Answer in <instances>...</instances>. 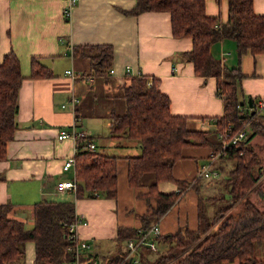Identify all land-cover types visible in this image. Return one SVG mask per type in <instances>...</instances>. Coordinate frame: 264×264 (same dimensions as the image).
<instances>
[{
    "label": "crops",
    "instance_id": "0c3cea01",
    "mask_svg": "<svg viewBox=\"0 0 264 264\" xmlns=\"http://www.w3.org/2000/svg\"><path fill=\"white\" fill-rule=\"evenodd\" d=\"M135 3L136 0H75L70 16L65 17L67 0H0V62L5 53L13 51L22 75L16 126L6 143L5 156L0 159V204L10 202L8 216L22 220L24 227L30 228L33 203L72 202L74 213L87 221L78 227V234L89 241L91 253L106 259L124 249V243L116 237L118 227L138 228L139 214L150 211L141 195L147 187L130 186L125 176V156L139 154L140 144L135 138L109 129L108 111L122 109V99L117 94L126 78L139 74L155 77L157 88L169 97L171 113L185 115L187 127L207 131L210 140L217 139L214 118L223 112L215 77L197 75L192 62L183 57V52L191 48V38L172 35L166 10L129 12ZM252 9L264 15V0H252ZM204 11L225 23L228 2L204 0ZM85 44L111 45L109 79L93 73L89 56L74 55L73 48ZM210 51L225 65L239 67L243 73L239 81L242 98H250L254 104L264 102V51L245 50L239 54L230 37L212 43ZM32 59H37L50 75L31 76ZM67 69L74 77L66 73ZM72 97L77 99L73 106ZM259 113L264 114V105ZM73 124L84 132L81 138L87 144L92 142L94 149L118 158L114 197H76L75 188H55L57 181L75 180V164L63 169L62 163L76 153L77 143L71 137L57 138L59 129L69 130ZM248 144L260 157L263 173L258 181L264 187V136L256 133ZM212 146L192 144L182 148L181 156L172 165L174 179L187 182L182 189L172 180L157 183L161 192L181 191L158 219L161 234L181 226L195 229L201 199L220 191L223 179L228 177L226 167L230 161L216 160L213 165L222 168L211 179L198 176V167L206 161ZM223 196L230 199L227 192ZM250 196L258 200L253 192ZM23 248L24 256L16 264H35L34 242L25 241ZM157 250L146 252V260L157 256Z\"/></svg>",
    "mask_w": 264,
    "mask_h": 264
},
{
    "label": "trees",
    "instance_id": "16d2710c",
    "mask_svg": "<svg viewBox=\"0 0 264 264\" xmlns=\"http://www.w3.org/2000/svg\"><path fill=\"white\" fill-rule=\"evenodd\" d=\"M227 2L225 23L205 13L204 0H136L129 11L169 12L172 35L191 38V48L183 52V57L192 62L197 75L215 77L216 92L223 101L222 114L214 118L215 134L225 128H230L231 132L245 128L247 135L245 140L229 145L220 158L230 161V166L220 191L205 198L215 205L212 219L205 220L206 213L201 205L198 226L193 230L181 226L172 233L159 234L157 244L165 243L166 248L150 261L146 260L147 250H143L142 264H166L168 261L167 264H224V261L235 259L239 260L238 264H264L252 258L255 246L264 243V187L258 181L263 171L260 157L248 144L256 133L264 136V114L251 111L247 100L242 98L239 81L243 73L239 67L225 65L210 51V45L224 37L234 39L239 54L245 50L264 51V15L254 13L252 0ZM111 48L110 44H85L75 46L73 53L89 56L93 73L107 80L110 78ZM30 75L49 76L50 72L37 59H32ZM21 79L18 57L13 51L5 53L0 62V159L5 156L6 143L16 126ZM126 79L117 94L122 99V109L108 111L109 129L111 133L135 138L140 144L139 154L125 156V176L130 186L147 187L141 195L150 211L139 214L140 226L147 228L181 192H161L157 190V183L172 180L181 189L187 183L172 176V165L181 156L182 148L192 144H210L213 148L218 146V140H210L207 131L188 128L185 115L171 113L169 97L157 88L155 77L139 74ZM251 103L254 107L252 100ZM75 141L76 197H114L118 158L89 148L85 138L77 137ZM221 168L219 165L218 169ZM226 192L230 199L223 196ZM251 192L258 196L257 201L251 199ZM151 199L154 204L150 203ZM238 203L242 204L240 209L232 210ZM11 206L10 202L0 204V264L21 261L27 240L34 242L35 264H67L70 257L66 251V232L74 217V204L47 200L33 203L30 228H25L22 220L8 216ZM228 210L233 213L224 217L222 213ZM217 219H221L218 226L211 229ZM133 230L118 227L117 240L124 243ZM119 254L109 260L113 262Z\"/></svg>",
    "mask_w": 264,
    "mask_h": 264
},
{
    "label": "built area",
    "instance_id": "2783aa9c",
    "mask_svg": "<svg viewBox=\"0 0 264 264\" xmlns=\"http://www.w3.org/2000/svg\"><path fill=\"white\" fill-rule=\"evenodd\" d=\"M74 2L75 0H67V4L63 8V14L65 17L70 16L71 6ZM109 71L111 72V69ZM66 73L74 77V73L70 69H67ZM70 102L73 106L77 102V99L72 97ZM263 105L264 102L259 100L255 103L253 109L256 110V112H259ZM83 135L84 132L82 130H77L75 124H73L69 130L61 128L57 132V138L59 139L71 137L75 140L77 137ZM216 136L218 146H215L210 150L206 161L201 163L198 167L199 174L204 177H214L219 175L218 169L213 165L214 162L224 155L225 150L229 145L245 140L247 135L245 128H240L235 132H231L230 128H225L217 131ZM87 146L89 148H94L92 142H88ZM73 164L74 154L63 160L62 168L66 169ZM55 188L57 190L74 189L75 180L57 181ZM86 222L85 218L74 213V217L68 225L66 232V251L68 252L70 259L67 261V264H142L141 253L143 250H147L146 252L157 250L158 244L156 237L161 233L158 221H153L147 228L139 226L131 231L124 241L123 251L119 254V257L116 258V260L111 262L109 260L110 257L106 259L91 253L89 241L80 237L78 234V227L80 225H86Z\"/></svg>",
    "mask_w": 264,
    "mask_h": 264
},
{
    "label": "rangeland",
    "instance_id": "374dc122",
    "mask_svg": "<svg viewBox=\"0 0 264 264\" xmlns=\"http://www.w3.org/2000/svg\"><path fill=\"white\" fill-rule=\"evenodd\" d=\"M261 156H262V158H263V160H264V152H261ZM228 168H229V166L228 167H226V172H227V170H228ZM198 176L199 177H201V178H205V179H208V177H204V176H202V175H200L199 174V170H198ZM219 178V177H218ZM209 179H211V178H209ZM207 192H210L209 191V189L207 188ZM203 197H205V196H203ZM210 203V200L209 199H201V205H203V207H204V210H208L207 212H205L206 213V217H205V220L207 221H210V219H212V217L214 216V212H215V205L214 204H211ZM217 204H219V203H217ZM242 206V204H237L236 205V207H233L232 208V210H234V211H236L237 209L236 208H238V209H240V207ZM207 207V208H206ZM232 210H228V211H226L225 213H222V215L224 216V217H227V215L230 213H233L232 212ZM222 219V218H221ZM220 219V220H221ZM220 220L219 219H217L216 220V222L214 223V225H212L211 224V229H213V228H216V226H218V223L220 222ZM158 221V220H157ZM205 221V222H206ZM90 247H91V244H90ZM157 252H154V253H161L163 250H164V245L161 243V242H158V245H157ZM255 253L252 255L251 254V256H253L252 258H255V259H258V260H262V261H264V243L263 244H261V245H256L255 246V251H254ZM158 255V254H157ZM155 258V256L154 257H152V259H154ZM151 259V260H152ZM170 261H168V262H166V264L167 263H169ZM224 264H238L239 263V260H237V259H235V260H233V261H224L223 262Z\"/></svg>",
    "mask_w": 264,
    "mask_h": 264
},
{
    "label": "water",
    "instance_id": "95a60500",
    "mask_svg": "<svg viewBox=\"0 0 264 264\" xmlns=\"http://www.w3.org/2000/svg\"><path fill=\"white\" fill-rule=\"evenodd\" d=\"M247 103H248V106H252V103H251V99L250 98L247 99Z\"/></svg>",
    "mask_w": 264,
    "mask_h": 264
},
{
    "label": "flooded vegetation",
    "instance_id": "af4514ba",
    "mask_svg": "<svg viewBox=\"0 0 264 264\" xmlns=\"http://www.w3.org/2000/svg\"><path fill=\"white\" fill-rule=\"evenodd\" d=\"M249 108L251 109V111L254 110V109H253V106H249ZM219 173H220V172H219Z\"/></svg>",
    "mask_w": 264,
    "mask_h": 264
}]
</instances>
